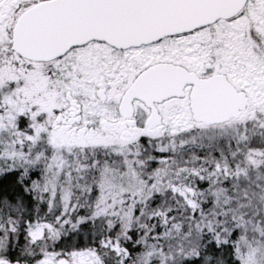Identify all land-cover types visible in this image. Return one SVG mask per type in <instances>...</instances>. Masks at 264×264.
<instances>
[{
    "label": "snow or ice",
    "instance_id": "1",
    "mask_svg": "<svg viewBox=\"0 0 264 264\" xmlns=\"http://www.w3.org/2000/svg\"><path fill=\"white\" fill-rule=\"evenodd\" d=\"M0 264H264V0H0Z\"/></svg>",
    "mask_w": 264,
    "mask_h": 264
}]
</instances>
